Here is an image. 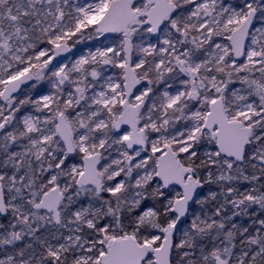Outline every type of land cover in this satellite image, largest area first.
I'll use <instances>...</instances> for the list:
<instances>
[{
	"label": "snow or ice",
	"instance_id": "obj_1",
	"mask_svg": "<svg viewBox=\"0 0 264 264\" xmlns=\"http://www.w3.org/2000/svg\"><path fill=\"white\" fill-rule=\"evenodd\" d=\"M0 264H264V0H0Z\"/></svg>",
	"mask_w": 264,
	"mask_h": 264
}]
</instances>
